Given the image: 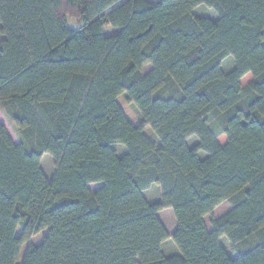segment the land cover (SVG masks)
Returning a JSON list of instances; mask_svg holds the SVG:
<instances>
[{
  "label": "trees",
  "instance_id": "obj_1",
  "mask_svg": "<svg viewBox=\"0 0 264 264\" xmlns=\"http://www.w3.org/2000/svg\"><path fill=\"white\" fill-rule=\"evenodd\" d=\"M0 105V264H264V0H0Z\"/></svg>",
  "mask_w": 264,
  "mask_h": 264
},
{
  "label": "rangeland",
  "instance_id": "obj_2",
  "mask_svg": "<svg viewBox=\"0 0 264 264\" xmlns=\"http://www.w3.org/2000/svg\"><path fill=\"white\" fill-rule=\"evenodd\" d=\"M149 1H153V0H149ZM196 14L198 15H203V16H211V17H216V13L213 9L206 7L205 5L201 4L198 6L197 10L195 11ZM82 23V19L70 16L68 18V24L70 27L72 28H77L80 24ZM105 31L107 33L113 32L115 30H112L109 27L105 28ZM233 58L232 56H227L221 63V68L223 71H229L232 66H233ZM151 69V67L149 65L144 66L142 72L143 74L147 73L149 70ZM251 79V74H246L241 80L240 83L241 85H245L249 80ZM208 126L210 128V130L213 132V134L216 136L217 141L220 144H224L226 142V137L225 135L221 134L218 126L214 123V121L212 120V118L210 116L206 117ZM0 123H2L5 126V129L9 135V137L12 139L13 142L15 143H20L21 140L17 134L16 129L14 128L13 124L11 123V121L8 119L7 115L5 114L3 108L0 105ZM194 139L190 140V143H193ZM118 155H123L125 153V148L120 145V144H115L114 145ZM40 166L41 169L43 171V173L45 174L47 179H51L54 172H55V164H54V160L53 158L49 155V154H43L41 160H40ZM101 186V183H92L89 184V188L92 191H95L96 189H98ZM159 188V187H158ZM157 187L153 186L152 188H150L146 193L145 196L149 201H157L159 199L160 196V191ZM229 204L227 202H223V204H221L220 206H218L215 211L213 212V216L215 217H219L222 214H224L228 209H229ZM157 216L159 218V220L161 221V223L163 224V226L165 227V229L167 230V232L169 233V235H172V233L174 232L175 228H176V222L173 216V213L171 211V209L167 208V209H163L160 210L157 213ZM209 219L210 216H205L204 217V221L206 223V225L209 227ZM20 230L19 228L16 230V234H19ZM47 233V230H43L40 233L36 234L35 236H33L28 242H26L21 249L20 252V260L18 261V264L21 263L25 250L27 248V245L29 243H40L43 239V237L45 236V234ZM221 244H223V246L227 249V251L230 254H233V251H231V245L230 242L228 241V239L226 237H222L221 239ZM175 246L173 245L172 241L169 239L167 240L164 245H163V251L165 252V254H172L175 252Z\"/></svg>",
  "mask_w": 264,
  "mask_h": 264
},
{
  "label": "crops",
  "instance_id": "obj_3",
  "mask_svg": "<svg viewBox=\"0 0 264 264\" xmlns=\"http://www.w3.org/2000/svg\"><path fill=\"white\" fill-rule=\"evenodd\" d=\"M148 1H149V0H148ZM197 8H198V7L195 8V11L197 10ZM195 13H196V12H195ZM208 17H211V16H208ZM213 17H214V16H213ZM213 17H211V18H213ZM221 204H223V202H222ZM221 204H220V205H221ZM220 205H218V206H220ZM218 206H217V207H218ZM217 207H216V208H217ZM216 208H215V209H216ZM215 209L213 210V212L215 211Z\"/></svg>",
  "mask_w": 264,
  "mask_h": 264
}]
</instances>
